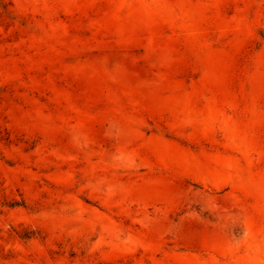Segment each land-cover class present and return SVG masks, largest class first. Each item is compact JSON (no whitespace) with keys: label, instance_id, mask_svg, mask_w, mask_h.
Listing matches in <instances>:
<instances>
[{"label":"rangeland","instance_id":"1","mask_svg":"<svg viewBox=\"0 0 264 264\" xmlns=\"http://www.w3.org/2000/svg\"><path fill=\"white\" fill-rule=\"evenodd\" d=\"M0 264H264V0H0Z\"/></svg>","mask_w":264,"mask_h":264}]
</instances>
